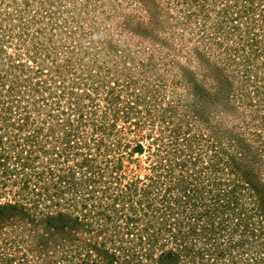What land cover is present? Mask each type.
Segmentation results:
<instances>
[{"label": "rangeland", "instance_id": "obj_1", "mask_svg": "<svg viewBox=\"0 0 264 264\" xmlns=\"http://www.w3.org/2000/svg\"><path fill=\"white\" fill-rule=\"evenodd\" d=\"M0 205V264H264V0H0Z\"/></svg>", "mask_w": 264, "mask_h": 264}, {"label": "trees", "instance_id": "obj_2", "mask_svg": "<svg viewBox=\"0 0 264 264\" xmlns=\"http://www.w3.org/2000/svg\"><path fill=\"white\" fill-rule=\"evenodd\" d=\"M7 206H10V205H7ZM4 207H6V205H0V209L1 208H4ZM13 207V206H12ZM63 215L61 214V213H55L54 215H51V214H47L46 215V220H50L51 222H53L52 224H53V226L55 227V228H57L59 225L57 224L58 223V221L61 219V217H62ZM56 223V224H55ZM96 250H97V248H95ZM98 252L100 251V250H97ZM167 254H169V253H166L165 255H167ZM101 256L100 257H102V260H105V262H110L111 261V259L112 258H108V257H110V256H104V255H106V253H104V255H103V252H101V254H100Z\"/></svg>", "mask_w": 264, "mask_h": 264}]
</instances>
